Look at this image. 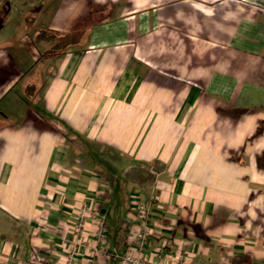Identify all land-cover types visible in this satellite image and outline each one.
I'll return each instance as SVG.
<instances>
[{
  "label": "crops",
  "instance_id": "obj_1",
  "mask_svg": "<svg viewBox=\"0 0 264 264\" xmlns=\"http://www.w3.org/2000/svg\"><path fill=\"white\" fill-rule=\"evenodd\" d=\"M3 30L0 264H67L81 200L70 264H117L138 202L146 258L264 264V0H0Z\"/></svg>",
  "mask_w": 264,
  "mask_h": 264
},
{
  "label": "built area",
  "instance_id": "obj_2",
  "mask_svg": "<svg viewBox=\"0 0 264 264\" xmlns=\"http://www.w3.org/2000/svg\"><path fill=\"white\" fill-rule=\"evenodd\" d=\"M148 216L149 206L147 204L138 202L134 205L129 220L121 223L119 227L124 236L127 234V241L129 243L132 242L131 247L120 252L118 249H113L111 256L116 260L117 264H183L181 255L176 256L170 262H155L141 255L142 250L147 245L149 233ZM90 219H93L96 223L95 234L97 243L99 245L103 244L106 230L104 215L96 207L92 206L88 200L79 201L75 205V217L71 224V241L66 243L71 247L67 264H70V261L78 255V246H89L88 241L82 235ZM158 252L161 253L162 250Z\"/></svg>",
  "mask_w": 264,
  "mask_h": 264
},
{
  "label": "rangeland",
  "instance_id": "obj_3",
  "mask_svg": "<svg viewBox=\"0 0 264 264\" xmlns=\"http://www.w3.org/2000/svg\"><path fill=\"white\" fill-rule=\"evenodd\" d=\"M3 33H4V30L0 33V38H2ZM114 172H115V171H114Z\"/></svg>",
  "mask_w": 264,
  "mask_h": 264
}]
</instances>
